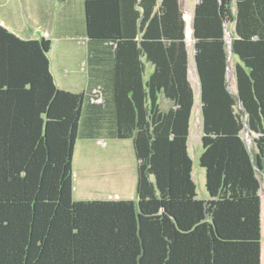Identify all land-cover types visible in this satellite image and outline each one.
Wrapping results in <instances>:
<instances>
[{"label":"trees","instance_id":"16d2710c","mask_svg":"<svg viewBox=\"0 0 264 264\" xmlns=\"http://www.w3.org/2000/svg\"><path fill=\"white\" fill-rule=\"evenodd\" d=\"M84 5L89 65L104 66L116 134L134 143L137 197L74 199L76 143L82 130L96 134L103 89L60 88L52 40L0 22V264H264V0L195 3L207 199L188 147L194 89L182 0Z\"/></svg>","mask_w":264,"mask_h":264},{"label":"crops","instance_id":"0c3cea01","mask_svg":"<svg viewBox=\"0 0 264 264\" xmlns=\"http://www.w3.org/2000/svg\"><path fill=\"white\" fill-rule=\"evenodd\" d=\"M0 12L2 13L0 22L18 35L25 38L47 36L52 40V48L49 52L50 69L60 88L74 92H89L100 85L103 89L102 105L97 114L96 134L85 135L82 130L76 143L74 199H135L137 197V159L134 143L132 138L119 137L116 134L113 111L114 87L101 71L104 66L98 64L93 69L89 65L84 0H0ZM188 15L191 14L188 13ZM194 40L192 46H189L187 40L189 77L194 89L192 114L194 107L202 104L200 79L194 57ZM232 57L233 54L229 53L228 74L231 89L236 92L234 65L237 59L233 64ZM192 68L198 77L197 87L191 77L190 69ZM152 70V64L148 63L145 75L148 76ZM199 98L200 102L197 103ZM161 100L162 103L169 104L163 97ZM88 114L89 102L84 107V115L88 116ZM92 147H95V157L91 154ZM83 148L86 151V157L82 163L80 161L79 165L76 157L78 150L82 151ZM127 167L132 170L129 176L126 173Z\"/></svg>","mask_w":264,"mask_h":264},{"label":"rangeland","instance_id":"374dc122","mask_svg":"<svg viewBox=\"0 0 264 264\" xmlns=\"http://www.w3.org/2000/svg\"><path fill=\"white\" fill-rule=\"evenodd\" d=\"M196 1L197 0H182L184 15H186V19H187V31H188V18H187L188 13H190L192 15L191 21L193 22V14H194V7H195ZM1 16H2V13L0 12V18H2ZM227 29L229 31L228 37H229V39L232 40L234 24L230 23L229 25H227ZM193 39H194L193 33L190 35L188 34L187 40H188L189 46L193 45ZM236 59H238V57L236 55H233V57L231 59L233 64H234V61ZM191 66H192V64H191ZM190 70H191V77H192L193 83H194L195 87H197L198 81L196 79L198 77H197L196 71L194 70V72H193V68ZM233 83H234V81H233ZM199 102H200V98H199V101H197V103H199ZM202 124H203L202 109H201L200 104H197V106L194 107L192 118H191L190 136H189V144L188 145H189V153H190L192 160H193L192 176H193V179H194L196 186H197L198 196L200 198L207 199L210 197V195H209V192L206 188V171H205V168L202 167L200 165V162H199V157H200L202 149H203L202 141H201V137H202V133H203V125ZM243 136L245 137L249 146L252 147L254 145L253 135H252V133H248V127H245V129L243 130ZM90 149H91L92 156L95 157V154H96L95 147H92ZM84 157H86L85 149L83 148L82 151L78 150L77 157H76L77 164L80 165V161L82 163V161L84 160ZM128 158H127V160H128ZM131 172H132L131 168L127 167L126 173L128 176L131 174ZM262 191L264 192V178H262ZM127 192H128V190H127Z\"/></svg>","mask_w":264,"mask_h":264},{"label":"water","instance_id":"95a60500","mask_svg":"<svg viewBox=\"0 0 264 264\" xmlns=\"http://www.w3.org/2000/svg\"><path fill=\"white\" fill-rule=\"evenodd\" d=\"M186 19V16H185ZM194 28H193V24H192V32H193ZM229 31L228 29H226V40H227V47H228V51L230 53V55L233 54V48H232V40L229 39L228 37ZM188 37V31H187V19H186V38ZM229 68V67H228ZM229 73V72H228ZM228 78H229V74H228ZM248 133H250V131L248 130ZM264 175V174H263Z\"/></svg>","mask_w":264,"mask_h":264},{"label":"bare ground","instance_id":"6f19581e","mask_svg":"<svg viewBox=\"0 0 264 264\" xmlns=\"http://www.w3.org/2000/svg\"><path fill=\"white\" fill-rule=\"evenodd\" d=\"M188 34H192V21H191V15H188Z\"/></svg>","mask_w":264,"mask_h":264}]
</instances>
